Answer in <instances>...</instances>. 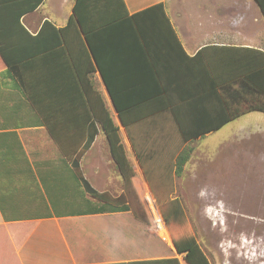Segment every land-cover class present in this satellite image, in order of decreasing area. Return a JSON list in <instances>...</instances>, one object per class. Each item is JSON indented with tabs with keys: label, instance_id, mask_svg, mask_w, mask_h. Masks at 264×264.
I'll return each mask as SVG.
<instances>
[{
	"label": "crops",
	"instance_id": "obj_1",
	"mask_svg": "<svg viewBox=\"0 0 264 264\" xmlns=\"http://www.w3.org/2000/svg\"><path fill=\"white\" fill-rule=\"evenodd\" d=\"M123 1L128 14L161 3L181 48L169 32L146 33L142 47L136 48L135 56L129 59L127 48L117 49V55L109 53L107 47L102 48L106 51L103 66L109 79L117 81L120 102L136 104L145 100L147 87L155 81L143 74L151 63L165 73L162 84L166 91H161L156 83L153 93L148 90L151 94L148 96L165 94L175 104L205 102L207 90L211 91L215 85L212 77L219 65H230L237 70L247 68L253 54L235 47L264 51V16L255 0ZM35 2L0 0V40L9 57L34 51L50 41L52 35L42 34L38 40H32L17 28L15 20L19 14L24 29L36 35L45 21L56 28L65 26L73 14L75 0H42L36 7L26 9ZM112 8L121 11L116 1ZM103 38L107 46L109 41ZM39 52L15 61L14 70L0 55V264H187L174 245L175 253H159L160 240L141 213L131 207L94 202L77 185L64 150L73 152L80 148L91 120L97 134L80 159L83 176L98 191H108L106 186L111 184L112 173L119 181H125L112 158L101 123L93 115L95 111L103 117V108L118 127L133 172L131 177L140 167L147 182L168 181L169 163L156 162L149 156L143 164L149 173L144 174L128 137L122 135L127 136L126 131L98 68L85 73L87 58L78 48L72 47L71 52L81 77L65 50ZM198 52L199 56L192 59ZM221 53L233 57L221 58ZM132 78L135 89L129 93L125 88ZM236 86L231 83L230 89ZM204 111L184 108L181 119L189 132L196 133L200 127L207 126L194 122L204 116ZM221 115L217 110L211 111L213 121ZM241 115L187 141L184 147L220 131ZM146 118L149 122L135 125L136 141L146 130L160 136L173 132L175 124L168 111ZM236 134L239 133L230 137ZM174 167L171 176L176 182L186 171L182 169L176 174ZM161 228L169 240L166 226L161 224ZM161 239L170 246L163 236ZM206 257L213 264L212 258L207 254ZM220 258L214 262L242 264V256L221 258L223 261ZM258 264H264V256Z\"/></svg>",
	"mask_w": 264,
	"mask_h": 264
},
{
	"label": "trees",
	"instance_id": "obj_2",
	"mask_svg": "<svg viewBox=\"0 0 264 264\" xmlns=\"http://www.w3.org/2000/svg\"><path fill=\"white\" fill-rule=\"evenodd\" d=\"M41 1L42 0H36L34 4L29 5L26 9L36 7ZM115 1L118 6H120V13L114 11L112 8ZM255 1L264 16V0ZM20 15L21 14L16 17V26L26 36L36 41L42 34H48L49 36V33L51 32V39L44 45L36 48L34 51L17 55L10 54V57L5 53L2 46L3 43L0 40V55L4 62L10 65L12 70H14L13 63H15V61L32 57L33 55L40 53L39 51H50L51 49L61 48L67 52L70 62L74 65L76 74L81 77L75 62L72 60L73 54L71 52L72 47L78 48L81 54L87 58L88 67L85 68V73H88L95 67L98 68L110 94L114 108L118 112L120 122L124 126L127 137L142 167L147 157L152 156L156 162H162L160 158L163 155L162 150H165L166 154L169 153L168 158H171L175 154V151L180 149V147L187 141L203 136L204 133H207L208 131L218 129L221 125L242 113L252 110L264 112V51L252 48L227 47L251 52L253 55L245 69L237 70L235 68L231 69L230 65H219L212 77L215 85H213L211 91L207 90L208 92L205 102H200L198 104L195 102H178L175 104V102L169 101L165 94L164 96H157V94L148 96L151 95L149 93H153V84L156 83L160 85L161 91H166V87L162 84L163 77L166 75L158 70V68L152 63L150 68L143 70L145 77H151V80H155L147 87L148 90H150L149 93L147 90V94L143 95L145 99L143 101L145 102L141 101L136 104H129L130 102L128 101H119V88H117V81H111L109 79L107 72L105 71V66H103V63H105L103 62V56L105 58L106 51H102V48L105 49L107 47L108 52L110 53L111 51L112 55H117V49H120V47L127 48L129 50L128 52H130L128 53L129 59L130 57L135 56L136 48L142 47V37L148 32H169L175 39L179 48H181L175 31L171 26L161 3L128 14L125 10L123 0H75L73 14L69 17L65 26L56 28L50 22L45 21L36 35H30L24 29L19 21ZM119 28L121 29L119 30ZM105 30L110 31L104 32ZM103 36H105L106 41H109L107 46L104 44ZM222 47L226 48V46ZM200 52L191 58L193 59L196 56H199ZM225 56L228 58L233 57L230 53H221L219 55L221 58H225ZM145 81L147 80L144 79V82ZM133 83V78L129 79L127 88H125L129 93H132L135 89V84ZM231 83L237 84L233 90L230 89ZM83 91L86 92L85 87L83 88ZM209 94L211 95L208 96ZM32 103L41 113L37 104L35 102ZM187 106L190 108H200L205 110L204 116L200 120H195L194 122L203 123L207 126L200 127L196 133L189 132L185 127V123L183 124V119H181V113L184 108H187ZM103 110V117L99 116L95 111L93 112V115L96 120L100 121L110 147L112 158L116 162L117 168L120 170L126 181L131 177L133 172L131 173L132 170L125 155L121 138L118 134V127L108 116L107 111L104 108ZM212 110H217L222 114L216 121L211 119ZM162 111H168L171 114L175 124L173 132H169V136L162 135L164 139L160 144H157V146H155L154 143H151V141H159L162 139V136L155 133L152 135L150 130H146V133L139 136L140 139L136 141L135 139L138 136L134 131L135 125L141 126L145 121L149 122L146 117H150V115ZM134 112L137 113L135 114ZM90 126L91 127L78 150L73 152H67L64 150V154L70 163L73 176L82 187L83 192L88 196L102 202L104 205L128 207L124 199L119 196H111L106 191H98L83 176L80 168V159L84 152L91 146L97 134V127L92 120ZM150 144L153 145L150 147ZM147 147H149V150L145 151ZM190 150V147H183L181 151L177 153L174 163L172 162V159L168 162V181L163 183L170 184V182H172L170 177L173 166H175L174 169L176 174H179L182 171L184 164L189 158ZM151 182L152 181H149V183ZM169 191L171 190L166 192L169 193ZM163 203L162 206L164 207H162V214L165 223L167 225L171 223L181 224L183 220V211L179 204L174 199H167ZM173 245L176 252L183 255L184 261L187 264H210L205 252L202 250L193 235H183L173 238Z\"/></svg>",
	"mask_w": 264,
	"mask_h": 264
},
{
	"label": "rangeland",
	"instance_id": "obj_3",
	"mask_svg": "<svg viewBox=\"0 0 264 264\" xmlns=\"http://www.w3.org/2000/svg\"><path fill=\"white\" fill-rule=\"evenodd\" d=\"M235 133L239 134L230 137ZM157 144L158 141H154V145ZM183 147L171 158L162 150V163L175 160ZM187 147L191 150L183 168L186 173L177 177L176 182L171 176L170 184L149 183L139 167L126 181H119L112 173L106 192L119 196L128 207L141 213L160 240L159 253H175L173 238L193 235L213 264L217 263L214 262L217 257L225 260V257L236 259L238 256H242V264H258L264 256V112L254 110L242 114L220 131ZM133 156L132 151L131 158ZM145 167H142L144 174H148ZM111 170L114 171L113 166ZM168 190L171 191L168 193ZM167 199H174L182 208L181 224L165 223L162 204ZM92 201L99 202L93 198ZM151 204L157 207L160 217L151 214ZM162 222L169 240L162 235Z\"/></svg>",
	"mask_w": 264,
	"mask_h": 264
},
{
	"label": "built area",
	"instance_id": "obj_4",
	"mask_svg": "<svg viewBox=\"0 0 264 264\" xmlns=\"http://www.w3.org/2000/svg\"><path fill=\"white\" fill-rule=\"evenodd\" d=\"M149 210H150V212H151V214L153 215V216H158V217H160V213H159V211H158V209H157V207L154 205V204H151L150 206H149ZM160 221H161V219H160ZM162 224H164L163 222H162ZM165 225V224H164Z\"/></svg>",
	"mask_w": 264,
	"mask_h": 264
},
{
	"label": "bare ground",
	"instance_id": "obj_5",
	"mask_svg": "<svg viewBox=\"0 0 264 264\" xmlns=\"http://www.w3.org/2000/svg\"><path fill=\"white\" fill-rule=\"evenodd\" d=\"M148 201V200H147ZM149 202V201H148ZM163 232H162V235L165 237V236H167L166 235V233H165V231L164 230H162Z\"/></svg>",
	"mask_w": 264,
	"mask_h": 264
}]
</instances>
